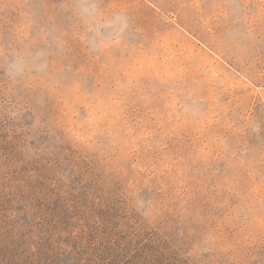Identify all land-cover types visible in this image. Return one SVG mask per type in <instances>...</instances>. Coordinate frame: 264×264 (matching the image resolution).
Instances as JSON below:
<instances>
[{
    "label": "rangeland",
    "instance_id": "obj_1",
    "mask_svg": "<svg viewBox=\"0 0 264 264\" xmlns=\"http://www.w3.org/2000/svg\"><path fill=\"white\" fill-rule=\"evenodd\" d=\"M264 0H0V264H264Z\"/></svg>",
    "mask_w": 264,
    "mask_h": 264
},
{
    "label": "built area",
    "instance_id": "obj_2",
    "mask_svg": "<svg viewBox=\"0 0 264 264\" xmlns=\"http://www.w3.org/2000/svg\"><path fill=\"white\" fill-rule=\"evenodd\" d=\"M264 91V90H263Z\"/></svg>",
    "mask_w": 264,
    "mask_h": 264
}]
</instances>
